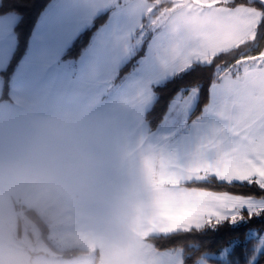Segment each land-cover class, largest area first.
Wrapping results in <instances>:
<instances>
[{
    "label": "crops",
    "instance_id": "0c3cea01",
    "mask_svg": "<svg viewBox=\"0 0 264 264\" xmlns=\"http://www.w3.org/2000/svg\"><path fill=\"white\" fill-rule=\"evenodd\" d=\"M158 1L53 0L38 18L24 55L41 21L55 18L79 34L110 8L81 51L95 55L88 77L79 85L49 88L18 75L17 65L12 72L10 100H0V234H7L3 228H8L21 203L23 212L46 211L48 242L46 249L31 252L0 239V264H181L179 250L158 251L146 236L232 221V214L240 220L244 212L264 209L262 205L250 209L249 196L185 185L209 174L236 180L231 175L245 169L231 150L236 155L248 153L249 164L255 163V172L264 180V153L258 150L262 142L257 133L245 137L255 130L264 137V126L237 128L240 123H230L225 120L228 116L217 122L207 118L211 95L202 111L192 116L196 91L189 113L176 107V94L154 130L148 131L144 119L154 84L250 40L260 12L247 5L227 7L221 3L225 0H175L177 7L168 9L155 8ZM8 19L12 47L0 59V69L13 50L18 16L0 15V20ZM142 46L145 51L136 69L116 80L119 68ZM234 78L221 99L230 100L235 112L241 113L236 97L247 98L241 86L256 80ZM249 136L253 149L247 148ZM255 180L246 181L264 187ZM16 219L20 221L19 216ZM69 248L83 251L70 257L58 253ZM160 257L165 261H158Z\"/></svg>",
    "mask_w": 264,
    "mask_h": 264
},
{
    "label": "trees",
    "instance_id": "16d2710c",
    "mask_svg": "<svg viewBox=\"0 0 264 264\" xmlns=\"http://www.w3.org/2000/svg\"><path fill=\"white\" fill-rule=\"evenodd\" d=\"M53 0H0V15L15 13L18 16L13 26L14 47L3 68L0 69V100H10V79L19 59L24 55L30 35L40 15ZM227 7L247 5L260 12V19L255 28V37L235 47L219 51L210 57V62L195 61L186 69L167 77L164 81L153 85L154 98L144 113L148 131L154 130L163 120L166 111L180 91L189 93L195 87L196 102L192 116L199 114L210 98V85L217 80V68L227 67L242 56H255L264 49V2L261 0H225L221 2ZM172 0H161L158 9L169 6ZM110 8L95 16L92 22L79 34L76 46L68 53L72 58L88 45L95 30L108 17ZM142 46L134 51L129 60L116 72L119 79L135 70L139 59L144 54ZM13 55L15 58L13 59ZM246 58V57H245ZM188 187L200 188L232 195L264 198V187L253 181L225 180L216 175H209L202 180H192L185 184ZM27 215L40 227L41 235L46 242L47 224L33 208H25ZM250 229H256L257 236H247ZM264 231V209L259 212L246 213L238 222L228 220L215 221L200 227H188L165 233H152L146 236L151 246L158 250H179L181 264H194L201 260L207 264H264V243L260 249L259 234ZM230 245L226 253L224 247ZM83 251L80 248L58 250L64 257H70Z\"/></svg>",
    "mask_w": 264,
    "mask_h": 264
},
{
    "label": "rangeland",
    "instance_id": "374dc122",
    "mask_svg": "<svg viewBox=\"0 0 264 264\" xmlns=\"http://www.w3.org/2000/svg\"><path fill=\"white\" fill-rule=\"evenodd\" d=\"M160 1L161 0H159L158 3H155V8L158 9L157 5L159 4ZM261 1L264 2V0H261ZM175 4H176L175 0H172V5L165 6L164 9H168L170 7H177L175 6ZM254 37H255V31L251 39H253ZM202 61L205 63H209L211 60L210 58H208ZM217 72H218L217 80H215L210 85V91H211L210 95L212 98H214V100L211 102L210 108L212 109L206 111L207 118L208 117L215 118V122H217L218 118L221 119L222 116L225 115V116H228L225 118V120L229 118L230 123L232 122L240 123V125H237V128L243 125H253L254 130H255L257 129V127L259 129L260 126H264V82L259 81L261 78H264V49L262 50V52H260L259 54L255 56H249V57L242 56L239 58L237 62L227 67H222V68L218 67ZM239 76H246L248 78H253V80H256L252 82L251 79H248V81L244 82V84L241 86V90L243 92L248 93L247 98L240 100L236 97L237 99L236 108L238 107L240 103V108L243 111L241 113L235 112V108H234L235 104L230 102V100L221 99V95L223 91L226 90L225 87H230L234 85L232 78L233 77L238 78ZM218 81L220 82L217 83ZM235 83H236L235 85H238L237 82ZM195 90H197L195 87H191V91H189L188 93L189 96L181 95L183 93L182 91L177 93V96L175 97V100L177 102L176 107L177 108L182 107L183 111H185L186 113H189L191 110V98L195 100ZM193 105H194V101H193ZM221 106H226V108H228L229 110L227 109L223 110L224 108ZM219 113L221 114L220 116H218ZM200 118H204V117L203 116L198 117V119ZM187 125L191 126V124H187ZM222 133L226 134V131H222ZM248 133H252L251 136L257 133V141L259 140V142H262V145L259 147L258 150L259 152L264 153V137H260L261 135L260 130L247 131L245 137H247ZM237 136L240 138L242 137L241 130L237 133ZM251 136L245 139V141L247 142L248 149L253 147ZM214 147H215L214 153H216L217 152L216 148L219 149V146L215 144ZM232 148L233 146H231V149ZM231 154L237 158V161L242 164L245 170H243L242 172H238L234 175H231L230 179H236L238 181L255 180L249 177H254L252 175H256L257 178L255 182H261L264 185V180H263L261 173L259 171L255 172L254 170L255 163L249 164L250 158H249L248 153L241 151V154L236 155L231 150ZM252 156L254 157V154H252ZM261 162H262L261 172L262 174H264V171H263L264 158L261 159ZM239 163H234V164L239 165ZM233 172L235 173L236 171H233ZM249 173L251 174L247 177ZM209 175H206L203 178H199V180L205 179ZM246 202H247L246 205L252 210L253 209L258 210V207L261 205L264 207V198H256V197L249 196ZM20 204L21 203H18L17 205L18 213L15 212L14 219L11 221L9 220L10 222H8L5 226V227L8 226V228H3V230L4 229L7 230V234L1 233L0 239L5 240V242L10 241L11 243H15V244H19L21 246L27 247L31 252L34 251V249H46L47 242L44 240V238L41 235L40 227L28 215L27 216L25 215L27 213L26 210H24V212L20 211V208H22ZM39 214L42 216L44 220H46L45 210L39 211ZM17 216L20 217V221L16 219ZM231 217L233 218L231 222H238V220H234V218H236L234 214H232ZM2 222L3 221H0L1 224ZM19 225L22 231L21 233L22 235L21 234L19 235L18 233ZM28 231L34 234V237H33L34 242H33V238L31 234L28 233ZM257 235H258V232L256 231V229H250L248 231L247 236H257ZM263 243H264V231L261 234H259V244L257 246V249H260ZM229 248H230V245L224 247V249L222 250V253H226ZM173 259H174L173 257L170 258V260H173ZM144 260H147V258L144 257ZM158 261L160 262L165 261V257L158 258ZM109 264H113V263H109Z\"/></svg>",
    "mask_w": 264,
    "mask_h": 264
},
{
    "label": "snow or ice",
    "instance_id": "6c2138e0",
    "mask_svg": "<svg viewBox=\"0 0 264 264\" xmlns=\"http://www.w3.org/2000/svg\"><path fill=\"white\" fill-rule=\"evenodd\" d=\"M12 20H0V59L12 47ZM78 30H69L55 18L41 21L33 33L28 51L19 59L16 73L30 82L49 88H72L89 75L94 52L80 53L69 59L76 46ZM15 55H13V59Z\"/></svg>",
    "mask_w": 264,
    "mask_h": 264
}]
</instances>
